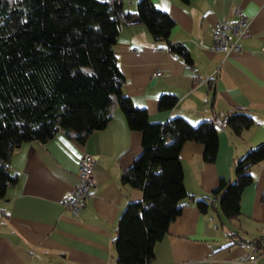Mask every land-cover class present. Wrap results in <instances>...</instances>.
<instances>
[{"label": "crops", "instance_id": "0c3cea01", "mask_svg": "<svg viewBox=\"0 0 264 264\" xmlns=\"http://www.w3.org/2000/svg\"><path fill=\"white\" fill-rule=\"evenodd\" d=\"M122 1L124 10L135 13L139 0ZM150 1L174 20L171 42L189 49L194 65L160 51L141 22L121 26L113 49L127 78L123 94L146 109L151 124L181 116L199 125L214 112L226 115L231 109L246 110L254 121L240 138L228 126L218 130L213 163L204 159V145L182 144L184 185L190 195L202 198L221 179L232 178L235 160L264 142V0ZM236 6L249 17V35L239 41L241 49L222 54L208 33L215 22L233 20ZM164 93L178 101L162 111L158 104ZM114 115L84 143L75 134L58 132L51 140L31 141L13 151L9 169L18 184L0 200V264H117V219L126 205L143 197L121 183V174L142 153V135L127 126L118 108ZM84 154L97 159L96 191L76 218L62 200L78 185ZM253 174L252 185L242 191L238 217L219 221L212 211L203 215L194 204L185 205L148 264H236L245 252L239 241L264 237V162Z\"/></svg>", "mask_w": 264, "mask_h": 264}, {"label": "trees", "instance_id": "16d2710c", "mask_svg": "<svg viewBox=\"0 0 264 264\" xmlns=\"http://www.w3.org/2000/svg\"><path fill=\"white\" fill-rule=\"evenodd\" d=\"M122 0H0V200L18 184L9 169L17 147L51 140L58 132L84 143L115 117L118 108L131 130L141 132L142 153L121 174L124 186L142 191L117 219V264H148L154 246L185 205L231 221L241 213L242 191L251 186L253 169L264 162V142L232 165V178L220 180L205 197L190 195L183 181L181 147L190 140L204 145V159L215 162L218 130L181 116L150 123L144 107L124 95L123 76L113 45L121 26L139 18L158 43L188 67L194 62L179 42H171L174 20L150 0H139L135 13ZM158 108L172 109L177 97L164 93ZM228 127L239 138L254 125L244 109H231ZM170 140H175L170 143Z\"/></svg>", "mask_w": 264, "mask_h": 264}, {"label": "built area", "instance_id": "2783aa9c", "mask_svg": "<svg viewBox=\"0 0 264 264\" xmlns=\"http://www.w3.org/2000/svg\"><path fill=\"white\" fill-rule=\"evenodd\" d=\"M235 14L233 20L224 19L221 22H215L208 35L212 38V46L219 53H228L229 51H237L241 49L239 41L246 39L249 33V17H247L240 6L235 7ZM156 75L159 73L156 72ZM199 76L195 75V83L199 82ZM207 122L214 128L224 131L228 126V116L221 112H214L208 117ZM96 157L84 154L80 157L78 166V185L68 190L63 197V204L65 209L78 218L79 212L84 206L85 201L89 200L96 189V178L94 177V170ZM239 245L245 250L244 255L236 264H260L259 261L264 258V237L259 236L254 239L239 241Z\"/></svg>", "mask_w": 264, "mask_h": 264}, {"label": "water", "instance_id": "95a60500", "mask_svg": "<svg viewBox=\"0 0 264 264\" xmlns=\"http://www.w3.org/2000/svg\"><path fill=\"white\" fill-rule=\"evenodd\" d=\"M141 22V20L139 18H136L135 20H133L130 24L131 25H136L139 24Z\"/></svg>", "mask_w": 264, "mask_h": 264}]
</instances>
